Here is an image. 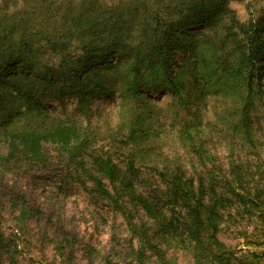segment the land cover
I'll list each match as a JSON object with an SVG mask.
<instances>
[{
	"label": "trees",
	"instance_id": "16d2710c",
	"mask_svg": "<svg viewBox=\"0 0 264 264\" xmlns=\"http://www.w3.org/2000/svg\"><path fill=\"white\" fill-rule=\"evenodd\" d=\"M10 1L0 5V142L6 145L8 161L42 163L43 143H48L83 170L81 155L93 147L95 128L89 119L83 122L50 103L61 106L65 98H73L86 113L90 102L117 90L124 98H136L138 89H150L149 80L156 83L153 91L166 86L177 106L186 108L211 94L216 67L239 81L245 71L246 91L227 101L223 114L237 116L247 131L254 87L264 107V11L255 23L243 25L224 0H20V7L17 2L10 7ZM181 49L191 53L171 74L172 57ZM182 74L190 83L179 86ZM139 100V108L124 110L129 116L123 141L143 156L150 138L144 110L151 105ZM196 123L184 126L181 135L202 168L197 179L187 176L178 162L152 167L157 184L142 191L143 184L135 179V159L123 169L97 153L90 155L96 175L88 173L87 178L137 239L138 255L144 249L160 264H168L149 240L148 232L156 228L178 236L196 264H241L216 233L225 218H231L234 200L243 211L253 209L263 218L264 169L253 180L242 163L230 162L228 173H219L217 179L218 167L206 163L208 153L191 135ZM247 181L252 185L245 187ZM137 209L151 224L135 222Z\"/></svg>",
	"mask_w": 264,
	"mask_h": 264
},
{
	"label": "rangeland",
	"instance_id": "374dc122",
	"mask_svg": "<svg viewBox=\"0 0 264 264\" xmlns=\"http://www.w3.org/2000/svg\"><path fill=\"white\" fill-rule=\"evenodd\" d=\"M224 1L243 25L255 23L259 12L264 11V0ZM16 2L20 7V0L10 1L9 6ZM208 33L212 32H205ZM190 53L181 49L173 55L171 74L183 67ZM215 70L218 76L210 83L211 94L186 108L177 106L176 96L166 86L153 91L151 88L156 83L152 84V80H149L150 89H138L136 98H124L122 91L117 90L106 98L90 102V111L86 113L79 111L73 98L70 101L65 98L61 106L50 103V107L74 113L83 122L89 119L95 128L93 147L81 155L83 170L59 147L48 143H43L42 163L8 161L4 158L6 145L1 141L0 264H160L150 251L143 249L141 255L137 254L140 249L137 239L87 178L88 173L96 175L91 165L92 154L108 157L123 169L130 159H135V179L143 184L142 191L157 184L152 167L160 169L178 162L187 176L197 179L202 168L181 135L184 126L195 121L198 126L195 130L190 128L191 135L195 137L196 146L208 153L206 163L212 161L218 167L214 172L217 179L221 177L219 173H228L230 162L237 161L255 180L264 169V107L260 92L255 87L251 89L253 108L249 112L247 131H244L237 116L228 117L222 111L227 101H233L246 91L247 74L242 71L244 78L239 81L220 73L218 67ZM177 81L179 86L186 85L190 77L182 74ZM215 89L217 93L213 92ZM139 99L151 105L144 110L150 138L142 148L143 156L136 155L135 147L123 141L126 133L123 124L129 116L124 110L139 108ZM251 185V181L245 182V187ZM233 202L231 218H225L216 236L241 264H264V216L260 218L258 212L249 208L243 211L236 200ZM178 212H175L176 220ZM135 222L151 224L139 209L135 212ZM148 233L149 240L168 264H196L178 236L173 238L156 228Z\"/></svg>",
	"mask_w": 264,
	"mask_h": 264
}]
</instances>
